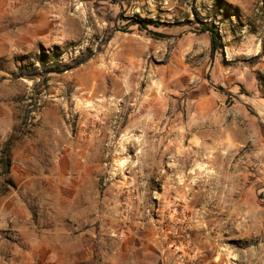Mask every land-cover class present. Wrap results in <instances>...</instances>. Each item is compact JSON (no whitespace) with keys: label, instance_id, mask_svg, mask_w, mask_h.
<instances>
[{"label":"rangeland","instance_id":"1","mask_svg":"<svg viewBox=\"0 0 264 264\" xmlns=\"http://www.w3.org/2000/svg\"><path fill=\"white\" fill-rule=\"evenodd\" d=\"M22 1L0 6V264L264 260L235 171L264 168V0Z\"/></svg>","mask_w":264,"mask_h":264},{"label":"crops","instance_id":"2","mask_svg":"<svg viewBox=\"0 0 264 264\" xmlns=\"http://www.w3.org/2000/svg\"><path fill=\"white\" fill-rule=\"evenodd\" d=\"M22 0H0L2 10L9 11L10 5ZM241 177L238 185L237 202L241 206V217L238 221V235L248 240V249L257 254H264V168H235ZM257 239V240H256ZM263 258V257H262ZM252 264H264V260L252 261Z\"/></svg>","mask_w":264,"mask_h":264},{"label":"trees","instance_id":"3","mask_svg":"<svg viewBox=\"0 0 264 264\" xmlns=\"http://www.w3.org/2000/svg\"><path fill=\"white\" fill-rule=\"evenodd\" d=\"M145 22L146 21L140 22V25L142 27H146ZM207 30L210 33L211 50L213 52V50H215L217 48V45H219V42L217 41V38H216L218 32L214 28H207ZM158 35L161 36V34H158ZM110 37H111V32L107 34L105 39H110ZM59 53L60 52L58 50H53L50 60H45L44 53L36 54L35 59L38 62H40L41 66H42L41 67L42 72L48 74V73H50L52 71H55L57 69V67L61 65L60 62H58ZM82 60H86V56L85 55H81L80 58H78L76 60V62H71V63L65 64V65L67 67H73V66L76 65L77 62H81ZM19 69H20V72L23 73L20 76L34 75L36 73L35 71H37L36 68H34L32 70H28L25 67H21ZM4 153H5V156H3V158H1L0 164H1L2 169L4 170V172L6 173V172H8V168H9V165H10L8 148L5 150Z\"/></svg>","mask_w":264,"mask_h":264}]
</instances>
